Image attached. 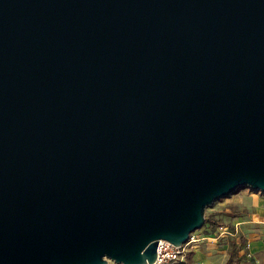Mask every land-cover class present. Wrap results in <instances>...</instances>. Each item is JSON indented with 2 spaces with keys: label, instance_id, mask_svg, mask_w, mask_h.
<instances>
[{
  "label": "water",
  "instance_id": "1",
  "mask_svg": "<svg viewBox=\"0 0 264 264\" xmlns=\"http://www.w3.org/2000/svg\"><path fill=\"white\" fill-rule=\"evenodd\" d=\"M264 190V0H0V264H150Z\"/></svg>",
  "mask_w": 264,
  "mask_h": 264
},
{
  "label": "rangeland",
  "instance_id": "2",
  "mask_svg": "<svg viewBox=\"0 0 264 264\" xmlns=\"http://www.w3.org/2000/svg\"><path fill=\"white\" fill-rule=\"evenodd\" d=\"M204 215L210 220L195 230L210 231L215 223H223L234 234L198 241L181 264H264V190L239 185L214 198Z\"/></svg>",
  "mask_w": 264,
  "mask_h": 264
},
{
  "label": "built area",
  "instance_id": "3",
  "mask_svg": "<svg viewBox=\"0 0 264 264\" xmlns=\"http://www.w3.org/2000/svg\"><path fill=\"white\" fill-rule=\"evenodd\" d=\"M234 231L229 226L218 223L210 231H191L188 238L181 244L160 239L156 246V258L150 264H181L185 261L187 254L193 249L194 244L203 239L217 241L228 235H233Z\"/></svg>",
  "mask_w": 264,
  "mask_h": 264
},
{
  "label": "trees",
  "instance_id": "4",
  "mask_svg": "<svg viewBox=\"0 0 264 264\" xmlns=\"http://www.w3.org/2000/svg\"><path fill=\"white\" fill-rule=\"evenodd\" d=\"M208 220H210L206 215H204V221L206 222V221H208ZM216 224H218V223H215V225ZM215 225H213V227L215 226ZM212 230V229H211Z\"/></svg>",
  "mask_w": 264,
  "mask_h": 264
},
{
  "label": "crops",
  "instance_id": "5",
  "mask_svg": "<svg viewBox=\"0 0 264 264\" xmlns=\"http://www.w3.org/2000/svg\"><path fill=\"white\" fill-rule=\"evenodd\" d=\"M195 247V246H194Z\"/></svg>",
  "mask_w": 264,
  "mask_h": 264
}]
</instances>
